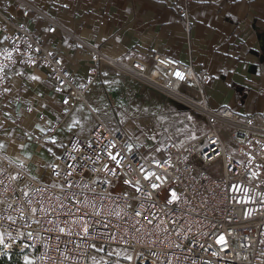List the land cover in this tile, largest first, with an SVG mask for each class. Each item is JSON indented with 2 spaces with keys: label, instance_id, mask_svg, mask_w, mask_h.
<instances>
[{
  "label": "built area",
  "instance_id": "2783aa9c",
  "mask_svg": "<svg viewBox=\"0 0 264 264\" xmlns=\"http://www.w3.org/2000/svg\"><path fill=\"white\" fill-rule=\"evenodd\" d=\"M177 12L187 17L185 5ZM30 17L45 23L46 42L29 29ZM59 32L87 52L81 81L71 69L77 62L48 43ZM104 67L196 109L208 132L181 145L166 137L148 158L121 128L96 120L86 137L70 134L45 168L47 182L0 152V256L31 264H264V113L208 108L210 78L191 66L160 54L148 62L108 58L29 0H0V123L18 126L1 103L13 95L10 74L47 70L64 110L54 133L75 104L87 105L94 85L105 90Z\"/></svg>",
  "mask_w": 264,
  "mask_h": 264
},
{
  "label": "crops",
  "instance_id": "0c3cea01",
  "mask_svg": "<svg viewBox=\"0 0 264 264\" xmlns=\"http://www.w3.org/2000/svg\"><path fill=\"white\" fill-rule=\"evenodd\" d=\"M29 1L60 22L68 32H75L86 44L99 48L108 58L148 62L154 54H160L191 66L197 75L206 74L210 81L203 93L208 108H230L241 115L264 113L261 95L264 68L257 61L260 48L257 36L264 39V0ZM183 5L188 12L187 19L177 12ZM27 23L31 31L43 37L45 23L33 17ZM43 38L45 42L48 40ZM48 43L77 62L71 69L76 81L83 80L87 52L71 47L69 38L61 32L49 38ZM102 72L104 85L105 76L117 73L108 67ZM9 84L13 95L1 103L4 114L18 126L0 123V152L11 162L22 164L28 174L47 182L49 175L45 168L49 163L45 165L38 158L42 151L38 141L43 138L45 141L62 128L68 139L71 133L86 137L96 120H100L99 116L88 102L87 105L77 103L52 133L64 110L60 98L54 94V83L47 70L34 68L10 74ZM89 95L90 92L87 99ZM30 105L34 111L28 114L26 108ZM85 109L93 113L95 122L89 131L82 133L79 126ZM124 132L134 142L141 138L138 133ZM31 144L33 149L29 147Z\"/></svg>",
  "mask_w": 264,
  "mask_h": 264
},
{
  "label": "rangeland",
  "instance_id": "374dc122",
  "mask_svg": "<svg viewBox=\"0 0 264 264\" xmlns=\"http://www.w3.org/2000/svg\"><path fill=\"white\" fill-rule=\"evenodd\" d=\"M104 81L107 96L102 87L94 85L89 91L88 105L97 112L101 122L111 131L121 128L135 135L140 134L141 138L136 140V144L148 158L156 157L160 153L166 137L181 145L195 140L209 130L208 124L196 109L160 94L138 80L114 73L105 76ZM261 95L264 98V93ZM108 96L113 105L112 109L109 107ZM86 109L82 112V122L79 126L82 133L89 131L95 122L93 113ZM67 141V132L62 128L56 135L46 138L38 158H42L45 165L52 164L68 144ZM33 145L29 146L30 149H33ZM14 261L31 264L23 257L15 258Z\"/></svg>",
  "mask_w": 264,
  "mask_h": 264
},
{
  "label": "water",
  "instance_id": "95a60500",
  "mask_svg": "<svg viewBox=\"0 0 264 264\" xmlns=\"http://www.w3.org/2000/svg\"><path fill=\"white\" fill-rule=\"evenodd\" d=\"M259 41V52H257V61L259 62L260 66L264 68V39L261 37V35L257 36Z\"/></svg>",
  "mask_w": 264,
  "mask_h": 264
},
{
  "label": "trees",
  "instance_id": "16d2710c",
  "mask_svg": "<svg viewBox=\"0 0 264 264\" xmlns=\"http://www.w3.org/2000/svg\"><path fill=\"white\" fill-rule=\"evenodd\" d=\"M15 258L17 257L14 255H7L4 253L2 256H0V264H21L14 261Z\"/></svg>",
  "mask_w": 264,
  "mask_h": 264
},
{
  "label": "snow or ice",
  "instance_id": "6c2138e0",
  "mask_svg": "<svg viewBox=\"0 0 264 264\" xmlns=\"http://www.w3.org/2000/svg\"><path fill=\"white\" fill-rule=\"evenodd\" d=\"M177 76H178V78H183L182 76H181V74H179V73H177ZM173 196H174V194H173ZM61 231H63V229H61ZM85 231H87V229L85 228ZM221 240H223V238H221Z\"/></svg>",
  "mask_w": 264,
  "mask_h": 264
}]
</instances>
